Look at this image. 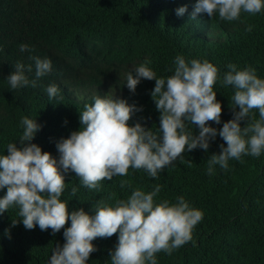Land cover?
<instances>
[{
  "label": "trees",
  "instance_id": "16d2710c",
  "mask_svg": "<svg viewBox=\"0 0 264 264\" xmlns=\"http://www.w3.org/2000/svg\"><path fill=\"white\" fill-rule=\"evenodd\" d=\"M196 0H0V155L7 154L9 143L19 142L22 117L36 119L43 125L33 143L58 157L56 141L80 129L79 112L92 104L97 95L123 98L142 107L129 121L140 122L158 131L160 113L151 98L155 80H142L135 94L126 87V76L150 60L148 65L157 78L174 74L175 58L207 60L219 69L221 78L228 64L238 69L251 67L264 79V10L256 15L241 13L236 21H222L218 14L210 18L201 13L192 19ZM183 16L176 9L185 7ZM252 25V31L247 28ZM28 45L25 52L19 46ZM48 58L52 71L37 81L36 87L11 89L7 76L17 62L32 65L34 60ZM55 84L60 89L49 99L46 88ZM222 104L221 124L232 118L231 85L214 86ZM259 119L258 111L251 113ZM67 120V124L64 121ZM243 126V122H242ZM194 134L198 129L194 126ZM223 140L217 135L207 152L185 151L183 159L150 177L143 169H129L126 177L116 176L101 182L100 190L85 188L75 173L65 177L66 189L61 199L68 201L69 212L83 208L89 214L99 200L113 205L126 200L133 189L150 192L162 185L156 202L175 204L183 197L189 206L202 211L203 218L192 232V240L171 255L156 254L157 264H264V152L259 158L244 155L229 160L228 169L214 166L207 173L208 159L220 151ZM226 146V145H225ZM127 179L132 187H120ZM78 189L75 197L71 189ZM6 189H0V198ZM114 194V195H113ZM109 196H112L109 199ZM19 209L11 207L0 213V264H49L63 231L37 226L26 230L19 220ZM70 226V220L65 228ZM10 237V238H9ZM118 233L111 238H97L98 249L86 264H111L109 252L114 249Z\"/></svg>",
  "mask_w": 264,
  "mask_h": 264
},
{
  "label": "clouds",
  "instance_id": "9594fccd",
  "mask_svg": "<svg viewBox=\"0 0 264 264\" xmlns=\"http://www.w3.org/2000/svg\"><path fill=\"white\" fill-rule=\"evenodd\" d=\"M262 10L264 0H196L191 17L205 13L212 18L218 14L222 21H236L242 12L256 15ZM186 11V6L179 7L176 15L183 16ZM252 28L249 25L247 31ZM19 49L29 50L26 44ZM31 59L35 78L30 80L26 74L33 72L32 65L17 62L7 76L11 89L34 88L39 78L52 71L50 59ZM150 63L145 60L134 67L125 85L135 94L142 80H155L151 98L160 113L157 132L140 122L129 124L142 107L116 96L97 95L79 112L80 129L56 141L58 157L32 142L43 125L27 116L20 120L23 132L18 144L9 143L7 154L0 155V189H6L0 198V213L17 207L20 219L12 220V226L22 223L26 230L38 226L41 231L51 229L55 235L64 229V243L55 245L49 264H86L90 254L98 250L93 241L117 233V242L109 252L111 264H157L156 254L171 255L191 241L193 229L203 218L202 211L190 207L182 196L175 204L168 200L156 202L154 198L163 187L159 184L150 192L137 187L130 197L118 199L113 205L99 200L93 205V214L83 208L69 212L68 201L61 199L67 174L75 173L85 188L97 191L104 180L128 176L130 168L143 169L157 178L165 167L183 159L185 151L199 148L207 152L217 135L223 143L207 161L209 175L214 174L216 165L227 170L229 160H240L244 155L259 158L264 152V79L254 68L241 70L230 63L221 78L219 69L207 60H186L178 55L174 74L157 78ZM218 81L234 89L229 105L232 118L219 129L209 124H221L222 104L214 91ZM46 92L51 100L60 89L50 84ZM254 110L259 119L252 118ZM189 126L197 128L198 134ZM120 187L131 188L132 184L124 179ZM77 191L73 187L71 195L75 197ZM69 220L70 226L65 228Z\"/></svg>",
  "mask_w": 264,
  "mask_h": 264
}]
</instances>
